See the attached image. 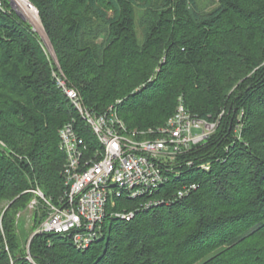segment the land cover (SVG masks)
I'll list each match as a JSON object with an SVG mask.
<instances>
[{
  "label": "trees",
  "instance_id": "1",
  "mask_svg": "<svg viewBox=\"0 0 264 264\" xmlns=\"http://www.w3.org/2000/svg\"><path fill=\"white\" fill-rule=\"evenodd\" d=\"M27 1L38 8L63 75L90 110L102 112L121 98L120 117L139 131L162 126L179 97L199 118L228 114L200 156L211 161L209 169L182 167L157 197L195 184L188 195L147 210L137 207L144 198H116L110 210L132 211L133 218H107L86 250L59 235L36 234L27 255L14 215L32 196L29 189L55 201L62 195L58 129L77 115L55 86L38 37L2 0L0 264H264V0H218L204 15L197 0ZM134 9L142 11L141 39ZM151 75L142 91L128 92ZM235 85L240 92L230 94ZM240 115L241 140L225 152ZM213 150L218 154L210 157Z\"/></svg>",
  "mask_w": 264,
  "mask_h": 264
},
{
  "label": "built area",
  "instance_id": "2",
  "mask_svg": "<svg viewBox=\"0 0 264 264\" xmlns=\"http://www.w3.org/2000/svg\"><path fill=\"white\" fill-rule=\"evenodd\" d=\"M0 12H6L2 0ZM52 77L77 119L58 129V148L65 160L61 170L62 195L50 202L39 188L26 191L33 195L28 204L30 210L39 201L46 208L38 234L68 238L75 249L83 251L101 238L107 218H133L132 211L110 210L116 198H144L139 209L147 210L182 199L196 188L195 184H186L172 198L157 197L171 175L179 177V169L191 168V160L180 163V158L201 146L217 122L193 115L179 97L175 111L162 126L132 130L119 115L122 100L102 112H94L60 70H53ZM86 129L89 138L84 136ZM0 146H5L1 140ZM199 167L209 169V165Z\"/></svg>",
  "mask_w": 264,
  "mask_h": 264
},
{
  "label": "rangeland",
  "instance_id": "3",
  "mask_svg": "<svg viewBox=\"0 0 264 264\" xmlns=\"http://www.w3.org/2000/svg\"><path fill=\"white\" fill-rule=\"evenodd\" d=\"M9 2L12 3L11 0H8V3ZM28 3H30V2H28ZM30 4L34 7V9H36L35 11L37 13V17H38V21H39L38 27H36L26 16H24L19 10H17V8L13 5V3L9 7H10V10L15 11V13L21 18V20H23L25 22V24L29 27L30 31L38 37L43 49L45 50V52L47 53V55L50 57V59L52 61V64L54 66L53 70L59 69L61 71L59 63L57 61V56L54 52V49L52 48L50 40L47 37L44 28L42 27V24L40 21L39 10L35 5H33L32 3H30ZM197 4H198V7L201 11V14L204 15V14L208 13L209 11H211L212 9H214L218 5V0H197ZM141 14H142L141 10L134 9L133 29H134L135 35L139 39H141V29L139 26V19L141 18ZM95 22L97 23V25H99L98 23H100L99 20H97V19L95 20ZM97 42H101V39H98ZM152 76L153 75L148 77L146 83L145 82L140 83V84L138 83V85H134L132 88H130V91H128V92L129 93H131V92L137 93V92L142 91L144 88H146L145 86H146L147 82H149V80L151 79ZM146 92L147 91H145L143 93V95H146ZM239 92H240V90L238 88V85H235V86H233L232 90L229 93L234 95V94H237ZM118 100H121V98H117L111 104L115 103ZM124 114H122V115H124ZM226 114H228V113H224V110H222L218 114V116L214 120H212L215 123L217 122V126L214 127V130H212L210 137H208L202 143L201 148H199L197 151L198 153L194 156L191 155L190 158H185V157L181 158L179 160L180 163L185 162L188 159H192L191 160L193 162V165H191L192 169H200L199 166H201V165H205V166L209 165L210 166L211 161L208 160L207 163H204L203 159L205 157H200V156H203L205 154L204 152L206 151V149L204 151V148H206L208 146L209 141L212 138V135H214V133L217 132V129L220 126L222 118ZM239 117L240 118L237 119V124H235L236 126L233 129V134L230 136V139H228L227 142L225 144H223V146H222V149L225 152L229 150V145L231 144V142L233 143L234 140H236V141L239 139L241 140L239 133H240L241 126L243 124V120H242L243 118L241 117V115ZM228 143H230V144H228ZM211 149L212 148H210V150ZM217 152L215 150L210 151L209 156L211 157L212 155H216ZM190 153H192V152H190ZM208 162H210V163H208ZM200 163H202V164H200ZM185 176H186V174H185ZM185 176H184V178H185ZM32 199H33V195L29 198V201L22 208H20L14 215V228L13 229H14L15 235H17V238H18L19 243L21 244L22 248H24V250H26L27 255H28L27 252L29 251V240L33 236L34 233H37V230L40 227L41 222L45 218V215H44L42 220H40L39 217L42 216V214H46V208L41 203V201L38 202L37 207L33 211L28 208V204ZM46 199L50 202H55V200H53L51 198H46ZM141 204L142 203H139L137 207L139 208ZM7 205L8 204L5 203L2 205V207L5 209ZM34 213H37V216H38L37 218L34 217ZM11 264H13V263H11Z\"/></svg>",
  "mask_w": 264,
  "mask_h": 264
},
{
  "label": "bare ground",
  "instance_id": "4",
  "mask_svg": "<svg viewBox=\"0 0 264 264\" xmlns=\"http://www.w3.org/2000/svg\"><path fill=\"white\" fill-rule=\"evenodd\" d=\"M13 5L19 10L24 16H26L36 27L39 25L37 13L33 7L28 5L26 0H11Z\"/></svg>",
  "mask_w": 264,
  "mask_h": 264
},
{
  "label": "water",
  "instance_id": "5",
  "mask_svg": "<svg viewBox=\"0 0 264 264\" xmlns=\"http://www.w3.org/2000/svg\"><path fill=\"white\" fill-rule=\"evenodd\" d=\"M36 234H38V233H34L33 236L30 238V240H29V246H30V243H31L32 240H33V237H34Z\"/></svg>",
  "mask_w": 264,
  "mask_h": 264
}]
</instances>
